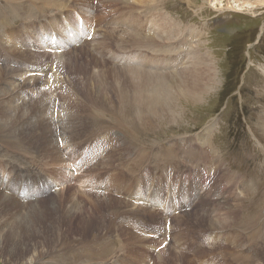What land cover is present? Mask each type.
<instances>
[{"label":"bare ground","instance_id":"obj_1","mask_svg":"<svg viewBox=\"0 0 264 264\" xmlns=\"http://www.w3.org/2000/svg\"><path fill=\"white\" fill-rule=\"evenodd\" d=\"M7 1L13 0H6V2ZM35 1L51 2L54 0ZM114 1L119 4L122 2V0ZM48 2L44 4H48ZM7 5L12 7L13 13L15 14L16 11L19 10L18 4L12 3ZM32 6V4L31 6H27L26 13L29 14L26 15V17L29 18L27 22L32 20L34 25L39 26L41 23L40 18L36 15V17L33 18L32 15H30L32 13ZM129 9L131 15L122 19L118 23L120 27H125V30H123V28L121 30L108 29L109 31H107V35L103 40L105 53L95 48L94 50L91 49V51L88 52L84 51L86 52L84 55L87 56L86 58H88V61L85 62L82 60V56L79 58L80 56H78L77 50H68L67 47H65L66 42L69 44L71 43V41H66L71 33L75 34V37H79L81 33L73 30L71 33H67V35L64 36V26H61L60 24L56 23L55 25L50 26L49 30L59 35V39H57L59 46L61 45L59 48L64 49L66 52L62 56H56V48L51 43L45 42L47 40L51 41L52 38L45 39L44 41L42 35H39L38 30L36 29H33L32 33L26 32L28 33L29 37L22 35V46L20 48L12 45L11 42L7 40V37L5 36V29L0 30V143L4 145L5 149L7 146V149L10 148L11 151L13 150L14 152H10L18 155L17 157L22 155L23 158L28 160L33 158L34 161L36 158H41V162L44 160H42L44 157L45 163L48 166H51L52 168L56 167L52 169L53 174H57L60 178L67 177L69 178L70 182L68 184L54 188V184L44 177L43 173L41 172L42 169H40V171L37 170V173H34L32 170L21 167L24 164L21 166H19L17 163L16 165H12V162L10 161V169L8 168L9 165L7 164V168L9 170H5L2 173L3 175H0V186H3V188L0 189V257H3L5 264L41 263L42 261L45 262L48 257L54 255L55 253L58 255H63L58 257L56 261L57 264H62V260H66L68 258H70V261L66 262V264H139L140 262L145 264L150 262L151 264H203V260L205 259L202 260V256L206 252L203 251V255H201L200 252H197L199 253L197 254L198 258L195 256L194 259L192 258L193 254L190 255L188 249H191L193 244L204 245L205 242L206 245L204 246L207 248L209 247L208 241H210L213 243L212 246L209 247L210 250L216 252L221 247V249L224 248L223 251L226 250L225 252L232 255V257H234L233 254L235 255V261L230 260L229 255V259H227L228 264H264V212H259V210L254 205V200L258 197L260 190L264 187V182L258 180L256 182L254 181L253 183L255 184L251 189L249 187L247 191V196H250V194L252 195L250 202L245 203L240 201L238 207H236V205L233 207L230 203L231 197L230 199L226 197L229 195H225V190L226 187H228V192H230V190H232L233 184L232 182L230 183L229 180L234 182V180L236 181L237 178L231 174L230 171H227L228 169H222L221 175L218 171H216L217 176H215L214 181L212 179L202 181L199 178L202 176L196 175L193 182L192 177L189 175L191 170L187 166H182L181 163L178 165L176 163V165L173 164V166L176 168V171L178 172L176 174H172L170 179H167L161 175V170L162 168H166L168 165H162L164 167H161V165L159 166L157 165L159 163H157L156 165L150 164L145 166L147 172L151 175V180L147 186H143L142 189H138L137 182L139 178L141 179L143 171L140 173H134L135 171L133 173H129L127 171V167L129 166L126 167L127 170L123 169L121 166V162L123 161H119L126 156H131L132 159L136 156L139 157V155H136V152L138 151L135 152L134 150H128L125 151V153H122L119 150H116L112 154L111 150L104 151L99 148V151L102 153L101 154L97 150L96 146L100 142V137L98 139L96 138L97 133L107 131L110 133L115 132V142H118L119 140H122V133L120 134L118 130L121 132L123 131V134L126 133L127 135L128 132L130 134L131 130L128 129V127L130 125H134L133 127H135V122H137L135 115L139 116L141 119H143V111L147 114L150 112L149 115L153 114L154 116L164 117V115H169L171 114L170 111L173 108L172 105L174 104L175 106L177 95H179V97L183 96L193 101L201 99L205 94H208L209 89L212 87L210 84L215 80L213 71L214 68L210 63V60H204L203 58H198L196 63H194L198 66V69L194 73L186 74L188 76L192 75L191 79H187L188 77L185 75V73L182 74V76H184V84L181 87L180 82L177 85L178 88L175 86L174 90L177 89V91H174V93L172 92L174 83L172 81L173 78H171L174 75L168 77L164 75H158V72L152 74L151 72L149 73L146 71L147 69L145 68L146 66L144 67V65H154L157 66V68L166 69V57L164 56V58L160 60H155V62L152 61L153 59H149L147 62L143 63L141 61L142 58L138 57V55L140 56V54H143V51L150 52L149 50H151V52L156 51V53L160 55L163 53V50L160 49L162 47V49L167 50H169V48L174 49L173 46L170 47L171 43L170 46H168L166 42L174 40L175 43H177L175 45L177 47L183 41L181 38L182 34L177 32L175 27L173 28L172 22L167 17L163 16L164 13H161L160 11V17L157 18L156 13H152V11H150L148 8L142 12L143 16H138L137 10L135 8L129 6ZM152 9H155V7ZM35 12L36 14L39 13L40 16L42 9L36 7ZM142 17L146 20H143ZM17 18H19V16ZM154 18L158 19V25H156L157 21ZM146 22L149 23L148 29L153 31L152 35L149 31L150 36H147L148 32H145L146 35L143 32L144 29H146V25L143 27V24ZM141 23L143 24L141 25ZM0 27L3 26L0 25ZM85 27H88L86 20ZM71 28H74V26ZM139 29H142L143 31ZM23 32H25V30ZM154 32H157L163 41H155L156 33L154 37ZM18 33L19 31H16L13 33V35L19 36ZM190 35H192V39H194V34L190 33ZM98 36V33H96V39ZM95 37L93 41L96 40ZM32 43H38V45H31ZM107 44L115 45L119 50L125 45L130 46L133 51L129 53V59L133 58L132 61L136 62V60L139 58L140 62L143 63L144 69L134 68V64L132 66L125 65V67L118 65L115 69L112 67L114 75H109L108 69L106 71V69L103 67L110 64L105 59V57L108 58L107 53L112 54V48L109 46L107 47ZM26 46H28L30 49L31 47L36 48L37 46L47 48L48 51L52 53V60H54L58 64V67L64 71V74L69 79L70 85H72L73 88L75 87L73 86L74 80H76L80 75H88L90 73L94 76L93 80H95L97 84H95L96 86L92 87L93 90H86V95L78 94V96L81 97V102H79L80 105H84L83 110L86 109L84 112H82L84 115L79 112V107L75 110L74 104L71 103L70 100H64L61 103L57 93H52V91L48 88H44V90L41 91L39 85L44 83L43 80L46 79L45 77L48 78V76L42 74L43 70L41 69L38 62L31 60V58H36V52L21 50ZM155 47L158 48L156 49ZM141 48L148 50H140ZM175 51H182V48H177L173 52ZM45 56L47 55L45 54ZM93 57H95L96 61H99L96 63V66L99 68L103 67V70H98V73L95 72V70H93L90 66V62H95L92 59ZM41 58L43 57H40V59ZM78 59L80 62H78ZM178 59L182 61V57L179 55L176 56V61ZM132 61L127 64H131ZM75 62L78 66L75 65L74 67ZM11 63L14 64L12 67H10ZM26 70H32L33 75H29ZM6 72L8 73L7 75ZM36 72H40L41 77L36 75L39 76L36 78L34 76V73ZM161 73L164 72L161 71ZM29 76L30 79H32L31 81L35 79L38 80L37 83L33 82V85L32 82H30L27 86L31 88L26 89L22 87L23 85H21V81H19L18 78L24 79L28 78ZM113 80L118 81L116 92L114 88L115 86H111ZM91 83L94 84V82ZM37 90H40L38 97L33 98V101L28 103L25 100V95L31 91L32 96H34ZM75 93L76 92L74 91V94ZM57 102L59 106L61 105L60 109L67 112L66 117H54V113L57 108L55 105ZM16 103H18V105ZM168 103L170 104L171 109L169 111H167ZM127 105H130L133 110H129L130 108ZM46 106H48V108ZM28 108L32 110V114L29 112V114L26 115L25 111H28ZM90 111L92 113L91 115ZM98 112H101L103 115L109 113L118 115L121 113V115L119 114L121 119L117 120V124L121 128H117L115 126L118 129L117 130L115 128V130L114 127H109L106 131V126H113L114 124L112 123V125L110 122L103 121V117L101 118L100 116H95L94 114ZM48 114H51V116L44 118V116ZM37 116L39 118L38 121L42 124L43 128L37 126ZM173 116H175V114ZM30 120H33V122L31 123ZM121 120L125 121V125L121 124ZM262 120L264 122V117ZM62 125L64 126L63 128L66 130V132L74 133V138H66V136L62 133L64 132ZM109 132L108 134L110 135ZM88 133H90V135H94L90 136L92 140L91 143L86 140ZM133 133L141 134V131ZM185 141L186 138H184L181 144H185ZM125 143H121L120 145L124 146ZM178 147L180 150V146ZM82 148H86L87 150L91 148V154L89 155L95 162H87V159L85 162H81L84 164L79 165L77 170L79 175L77 178H75L70 168L75 166L72 163H76L75 160L78 158V156L83 154ZM170 150L176 151V149L173 148H170ZM21 151H26L27 153H21ZM180 152L183 153L184 150L181 149ZM31 153H34V157H32L33 155L29 156ZM146 154L151 156L152 152L148 151ZM40 155H42V157H40ZM105 156L108 157L105 159ZM18 160L22 161L20 158ZM106 160H110L111 163L107 164L109 163L107 162L105 167L103 165V167L101 166L99 169L98 164L101 161L106 162ZM162 160L159 159L158 161L160 162ZM31 162L33 163V161ZM215 162L220 164V161L218 162V160ZM64 163L67 168L70 167L68 168L69 172L64 168H57V166ZM115 163H117L118 167H115ZM146 163L149 164L150 162L148 163V159L142 154L141 159L138 161V165L140 164V167H144ZM34 164L33 166H35ZM37 165L36 168L38 167ZM47 165L46 170L48 168ZM261 166L264 167V163ZM95 167L98 169H95ZM54 169L59 170V172H56ZM185 169L187 170L183 171ZM118 171H121L123 176H117L118 180L116 179L117 181L113 182L107 187H104L105 185L101 180V183L98 182V180H95V178L100 179L101 177H108V179L106 178L108 182L111 175L113 176L114 173L116 176ZM126 172L129 174H125ZM127 177H131V187L130 192L124 196H129L131 200H126L127 202H125L123 199H121V197L119 198L118 195V197L114 196L115 194H113L112 191L114 190V187H116V189L119 191L121 189L120 182L123 180L122 178ZM17 178H19V186L17 187L18 190L15 191V195V193L8 188L11 187L13 181ZM205 181H208L209 185H205ZM197 184L198 197L196 195V198L194 199L193 196H195L194 191ZM20 186L23 187V192L17 195ZM102 186L103 189L101 190L100 188ZM160 187L161 189L165 190L161 198V203L159 205L156 204L153 206L155 193L158 188L160 189ZM167 189H170L169 195L166 193ZM42 192H46L47 194L41 195ZM55 192L57 193L55 194ZM160 193L162 195V190H160ZM31 196H35V198L30 199ZM22 197L25 199L28 198L30 200L28 201V205H25V202H22V199H20ZM205 199L208 202H205ZM155 202L158 203L156 200ZM196 202L198 205H196ZM199 204H201L200 211L189 212L190 210L199 207ZM246 206H248V208L244 211L245 215H242V209ZM211 207L214 208L213 211L210 210ZM173 208L175 211H177V214L180 211L178 217L176 216L175 218V222L173 218L175 216L171 215ZM241 217L244 219L243 222L240 221ZM125 218H127L126 220H130V222L135 227L143 232H137V229L132 225L129 227L128 221H125ZM158 218H161V220L157 221ZM187 225L191 227L190 231H187V234L189 235L192 230H195L198 233L196 236H199L201 239L199 240V243H197L194 241V239L189 238L191 239L189 244H187L186 239H184L185 243L187 244V248H181L182 250L187 251L182 252L175 248L177 245L176 243L172 244L168 239L167 228L171 227V231L174 232L176 227L185 229ZM162 226H164V228ZM235 229L236 231L250 230L253 234V237L255 235V237H259V239L252 240V237H249V241H247L248 244L243 248V246H241L243 243L240 245L241 242L239 239L242 238V236L238 237L237 239L235 233L232 235L230 232H235ZM118 234L122 235L124 244L121 243V238L119 241ZM182 234L175 237L181 238L183 236ZM225 234L231 238L230 241H226L228 244H224L223 241L220 240V237ZM238 235L240 236V234ZM245 236L243 237L245 238ZM217 239L218 241H216ZM68 240V243L72 245L64 249V251H67L65 257V254L62 253L64 251H59L63 249V243H66ZM198 245H196V247ZM148 250H150V252ZM146 251L149 253V255L146 253ZM191 251L194 252L193 250ZM74 255L75 259L72 257ZM215 255L219 254H212L211 256L214 257ZM204 256L206 257V255ZM171 257L175 259L174 263L169 262ZM212 257L210 259L212 262H214ZM219 263L221 262L219 261Z\"/></svg>","mask_w":264,"mask_h":264},{"label":"rangeland","instance_id":"obj_2","mask_svg":"<svg viewBox=\"0 0 264 264\" xmlns=\"http://www.w3.org/2000/svg\"><path fill=\"white\" fill-rule=\"evenodd\" d=\"M238 1L239 0H122V2L119 4V3H116L114 0L112 1L111 0H54L51 2L35 1V0H32V1L31 0L30 1L29 0H22V1L13 0V1L6 2V0H0V25L3 26V27H0V30L5 29V34H6L5 36L7 37V40L11 42L12 45H15L17 46V48H20L22 46V41H21L22 35L29 37L28 33L26 32L32 33V30L36 29L38 30L39 35L41 34L42 37H44L46 36V34L51 33L49 31V28L50 26H53L56 23L60 24L61 26H64L65 21H67L71 24L70 27H72V24L76 25L77 14H81L82 15L81 17L85 19L86 22L88 23L87 31L89 32V31H93V29H96L98 31L99 36L97 37V39L95 38L96 39L95 41L85 42L84 39L86 36L83 37L80 35L79 37H72V36H75V34L71 33L70 34L71 37L68 36V38L66 39V41L67 40L71 41V43L69 44L68 42H66L65 47H67L68 50H77L78 56H80L79 58H81L82 56L83 57L82 60L85 62V61H88V58H86L87 56L84 55L86 53L84 51L88 52V51H91V49L94 50L95 48L105 53L103 40L107 35V31L112 30V29L121 30L122 28L123 30H125V27H120L118 23L122 19L131 15L129 12L130 10L129 6L137 10L138 16H143L142 12L145 11V9L147 8L150 9L152 13H156L157 18L160 17L159 15L160 12L164 13L163 16L167 17L172 22L173 28L175 27V30H177V32L182 34L181 36V38L183 39V41L181 42L182 45L180 43L179 46L176 47L175 45L177 43H175L174 40H170L169 42H166V43L168 46H170V43H171L170 47L173 46L174 49L173 48H169V50L162 49L163 47L161 45L162 48L160 49L163 50V53H161L160 55L156 53V51H152V52L151 50H149L150 52L143 51L142 52L143 54H140V56L138 55V57L142 58L141 61L143 63L147 62L149 59L151 60L153 59L152 61L155 62V60H160L164 58V56L166 57L165 59L166 60L165 62L167 64L166 69L157 68V66H154V65H144V67L146 66L145 67L147 69L146 71H148L149 73L151 72L152 74H155L156 72H158L157 73L158 75H164L168 77H171L172 75H174L171 77L173 78L172 81L174 83L173 91H172L174 93V91H177V89L174 90L175 86L176 88H178L177 85L180 82H181V87L184 84L183 82L184 76H182V74L185 73L186 75L187 73L188 74L194 73L198 69V66L195 65L194 63H196V60L198 58L199 59L203 58L204 60H210V63L212 64L214 68L213 71L215 75V80L213 83L210 84L212 85V87L209 89L208 94H205L201 99L194 100V101L191 99H187L183 96L179 97V95H177L176 97L177 100H175V106L174 104L172 105L173 106L172 110L170 109V104L169 103L167 104V111L171 110L170 111L171 114L164 115V117L154 116L153 114L149 115L150 112L147 114L144 111H143V119L135 115V119L137 122H135V127H133L134 125H130L128 127V129H130L131 131H130V134L128 132L127 135L126 133L123 134V131L121 132L120 130L117 129L119 127V125L117 124L118 122L117 120L121 119V117L119 116V114L121 115V113L119 114L117 113L118 115H114L113 113L104 114V115L101 112L95 113L94 114L95 116H100L101 118L103 117L102 118L103 121L114 124V125L112 124L113 126H106L105 127L106 131L109 127H112V128L114 127V129L117 127L116 129L118 130V132L120 134L122 133L121 135L122 140L118 141L119 144L118 142H115L116 141L115 132L110 133L109 131H107V132L97 133L96 134L97 137L96 136L95 137L97 139L100 137V142L97 144L96 148L98 151H99V148H101L104 151L111 150L112 154L116 150H119L122 153H125V151H128V150L129 151L134 150L135 152L138 151L136 152L137 153L136 155H139V157L138 156L136 157H138L139 159H141L142 154L145 155V157L148 159V163L149 162L150 163L149 164L146 163L144 167L142 166L143 168L139 166L141 162L138 165L139 159L136 157L133 158L135 162L131 156H128V157L126 156L123 159L119 160V161H123L121 162V166L123 169H126V167L129 166L127 167L128 170L126 169L129 173L130 172L133 173L134 171H135L134 173L136 172L140 173L143 171L141 175V179L139 178L137 182L138 189H142L143 186H147L151 180V175L147 172L146 167H145L146 165H150V164L156 165L157 163H159L157 165L159 166L161 165V167H164L167 164L168 166H166V168H162L161 175L167 179H170V176H172V174H176L178 172L176 171V168L173 166V164L176 163L178 165L181 163L182 166H187L188 168H190L191 171L189 172V175L192 177L193 182L195 180L196 175H201L202 177H199V178L202 181L211 180V179L214 181L215 176H217L216 171H218L221 175L222 169L224 168L228 169L227 171H230L231 174L236 176L237 180L236 181L234 180V182L232 180H229L230 183L232 182L233 187H232V190H230V192H228V187H226L225 195H229V196H226L229 199L231 197L230 203L233 207H235V205L236 207H238L239 206L238 204H240V201L249 203L250 200L252 199L251 194L250 196H247L248 195L247 191L249 187L251 189L252 186L255 184L253 183L254 181L256 182L258 180V181L264 182L263 181L264 180V167L261 166L264 163V122L262 120V118L264 117V100H263L264 99V0H240L239 2ZM46 2H48V4H44ZM12 3L18 4L19 10L16 11V14L13 13L12 7H9V5H7V4H12ZM31 4L34 7L32 6V13L30 15H32L33 18H35L36 16L40 18L41 23L39 24V26L34 25L32 23V20H29L27 22V20L29 19L26 17V15H29L28 13H26L27 6L28 5L31 6ZM112 4H113V7H112ZM35 6L39 9H42L40 16H39V13L36 14ZM153 7H155V9H152ZM17 14L19 18H17L18 17ZM97 18H99L98 23L95 22ZM157 18H154L157 21L156 25L159 24ZM142 19L146 20L143 17ZM142 24L143 23H141V25ZM144 25H146V29H144L143 31L142 29ZM148 26H149V23L146 22L145 24H143L142 29H139V30H142L145 35L148 32L147 36H150V34L151 35L153 34V31L149 30ZM66 28H67V23H66ZM24 30L25 32H23ZM16 31L17 32L19 31L18 33L19 36L13 35V33ZM149 31L151 32L150 34H149ZM52 33L55 34V32H52ZM155 33H156V37H155ZM190 33L194 34L195 36L194 39H192V35H190ZM63 35L64 36L67 35L66 30L63 32ZM154 37H155V41H158V42L163 41L159 37V34L157 32H154ZM56 38L59 39V35H57ZM35 40H36V36H35ZM45 42L51 43L50 40H47ZM31 45H38V43L37 44L32 43ZM108 46L112 48L111 49L112 54L107 53L108 58L105 57V59L110 64L103 66V67L106 69V71L108 69L109 75L111 76L114 75L112 67H114L115 69L117 68L118 65H122L125 67V65L132 66L134 64L133 65L134 68L144 69L143 63L140 62L139 58L138 60H136V62L132 61L133 58L129 59V53L133 51L130 46L125 45L121 47L120 50L117 49L118 47L115 45L107 44V47ZM59 47H61V45ZM59 47L57 48L55 47L57 50L56 56H62L64 55V53H66L64 49H61ZM155 48L157 49L158 47H155ZM177 48L178 49L182 48V51L173 52ZM29 49L30 48L26 46L22 48L21 50L36 52L37 55L33 53L36 55V58L35 59L31 58V60L38 62L41 69L43 70L42 74H45L46 76H48V78L45 77L46 79L43 80L45 84L42 83L41 85H39V88H41V91H43L44 88H48L49 90L52 91V93L58 94L61 103L64 100H70V102L74 104L75 110L76 108L79 107L78 108L80 110L79 112L80 113L84 112L86 109L83 110L84 105H80L79 102H81L80 101L81 97H79L78 94L86 95V90H89V89L93 90L92 87L96 86L95 84H97V82L93 80L94 76L91 75L90 73L88 75L87 74L80 75L76 80H74L73 86L75 87L73 88L72 85H70L69 79L64 74V71L58 67V64L54 60H52L51 58L52 53L49 52L47 48L37 46L36 48L31 47V49L30 50ZM140 50H148V49L141 48ZM45 54L47 56H45ZM178 55L182 57V61L180 59H178L179 61L178 60L176 61V56ZM39 56L43 58L40 59ZM92 59L93 61H95L93 63L90 62V66L92 67V69L95 70V72L97 73H98V70L100 69L103 70V67L99 68L98 66H96V63L99 61H96L95 57H93ZM130 61H132L131 64H127V63H130ZM78 62H80L79 59H78ZM139 63L142 65H140ZM13 65L14 64L11 63L10 67H12ZM75 65H76V62L74 63V67ZM161 71L164 73H161ZM27 72L29 73V75L32 74V70L27 71ZM7 74L8 73L6 72V75ZM63 74L65 75V77ZM36 75L40 76L41 73L40 72L34 73V76L38 78L39 76H36ZM186 76L188 77L187 79H191L192 77V75H189V76L186 75ZM28 78H24V79L18 78V80L21 81V85H23L22 87L26 89L31 88L27 86L30 82H32V85H33V82L37 83V80H38V79H35L31 81L32 79H30V76ZM82 78H83V81H82ZM91 82H94V84ZM111 86L112 87L115 86L114 88L116 92L117 91L116 86H118V81L113 80ZM73 90L76 92L75 94ZM39 92L40 90H37L36 94L32 96V92L29 91L25 95L26 96L25 100L28 103L32 102L33 98L38 97ZM16 104L18 105V103ZM55 106L57 108L55 110L54 117L57 118V117L67 116V112L60 109L61 105L59 106L58 102ZM127 106L130 108L129 110H133V108H131L130 105H127ZM46 107L48 108V106ZM28 109H29L28 111L27 110L25 111V114L28 115L29 112L32 114V110L30 108ZM91 111L94 112L93 110ZM91 111H90V115L92 114ZM82 114L84 115V113ZM174 114L175 116H173ZM50 116L51 114L50 115L48 114L44 116V118H48ZM38 119L39 118L37 116L36 118V121L38 123L37 126L42 127V124L38 121ZM30 122L32 123L33 120H30ZM120 122L121 124L125 125V121L121 120ZM63 127L64 126L62 125V128ZM63 131L64 132L62 133L66 136V138H70V137L74 138L73 136L74 133L66 132L64 128H63ZM139 131H141V134L133 133V132H139ZM108 132L110 133V135L108 134ZM124 132H127V131H124ZM90 136H94V135H90V133H88V137H86V140L89 143L92 142ZM105 136L107 137V139ZM123 137L125 138V140ZM184 138H186V141H185L186 145L181 144ZM121 143H125V145L121 146L120 145ZM116 145H117V148H116ZM178 146H180V150ZM126 148H129V149H126ZM170 148L176 149V151H179V152L170 150ZM82 149H83V154L78 156V158L75 160L76 163H72L75 166L71 168L68 167L70 168L71 172L74 174L75 178H77L79 175V173L77 172L79 165L84 164L81 162H85L86 159H87V162H92V163L95 162L94 160L91 159V156L89 155L91 154L90 152L91 148H89L88 150L86 148H82ZM181 149L184 150L183 153L180 152ZM167 150L168 151L170 150V151L168 152ZM7 151L10 152L11 151L10 148L7 149V146H6V149H5L4 145L0 143V175L1 176L3 175L2 173L5 170H9L11 168V165H9L11 161L12 165H16L17 163L19 166H21L22 164H24L25 166L22 165L21 167L28 169V170H32L34 173H37V170L40 171V169H42L41 172L43 173L44 177L47 178L48 181H51L54 184V188L70 183L69 178L67 177L60 178L57 174H53L52 169L56 167L52 168L51 166H48L45 163L44 157L42 158V160L44 159L42 162H41V158L40 159L36 158L37 161L36 160L34 161L33 158H31L32 160L29 159L33 161L32 163L28 159L23 158L22 155L17 157L18 155L11 153V152H14L13 150L10 153H8ZM26 151H21V153L26 152ZM148 151L152 152L151 156H148V154H146L148 153ZM161 154H162V157H161ZM30 155H33L32 157H34V153L29 154V156ZM153 156L156 157L157 160ZM40 157H42V155H40ZM107 157L105 156V159ZM19 158L22 161H19L18 160ZM159 159L160 160L163 159L162 161L164 160L165 161L159 162L158 161ZM217 160L218 162L220 161L219 162L220 164L215 162ZM102 161L98 164L99 169L101 166L103 167V165L105 167L107 162H109L107 164L111 163L110 160H106V162L105 161L102 162ZM176 161L177 162L179 161V162L177 163ZM7 164L9 165L8 166L9 169L7 168ZM33 164L35 166H33ZM36 165L38 166L37 168H36ZM46 165L48 167L47 170L49 172L46 170ZM28 166L30 167L27 168ZM42 167L43 168L45 167V168L43 169ZM115 167H118L117 163H115ZM57 168L58 169L64 168L68 170L65 163L57 166ZM98 168L95 167V169H98ZM74 169L76 170V172H74ZM54 170H56V172H59V170L57 169H54ZM186 170L187 169L183 171H186ZM129 173L126 172L125 174H129ZM121 174H122L121 171H118L116 173V176L113 173V176L111 175L110 180L108 182L106 180V178L108 179V177H101L100 179L95 178V180L96 181L98 180V182L100 183L102 181L103 184L105 185L104 187H107L113 182L117 181L118 177H122L123 174L122 175ZM111 178H114L115 180ZM122 179L123 180H121L120 182V188H121L119 190L120 192L116 189V187H114V190L112 192L113 194H115L114 196L116 197L119 196V198L121 197V199L127 202L126 200H131V199L129 196L125 197L124 195L130 192L131 177L122 178ZM206 184L209 185V182L205 181V185ZM18 186H19V178L15 179L11 187L8 189L12 190L16 195L15 191L18 190L17 189ZM2 188L3 186L1 185L0 189ZM82 189H85V188H82ZM100 189L102 190L103 186ZM160 190H162V195L160 193ZM164 191L165 190L161 189V187L160 189L158 188V190L155 193L153 206H155L156 204L159 205L161 203V198L163 196ZM22 192H23V187L20 186L19 192H17V195ZM56 193L57 192H55V194ZM166 193L169 195L170 189H167ZM43 194H47V193L42 192L41 195ZM194 195H195L193 196L194 199L196 198V195L198 197V184L195 188ZM31 197L30 199L35 198V196L32 198ZM233 198L235 199V201ZM263 198H264V187L260 190V194L254 200V205L259 210V212L260 211L264 212V199ZM20 199H22L23 203L25 202V205H28V201H30L28 198L25 199L24 197ZM155 200L158 201V203L155 202ZM204 201L208 202L206 199ZM196 205H198L197 202H196ZM200 205L201 204H199V207H196L195 209H192L189 212L200 211L201 210ZM247 208L248 206L242 209V215H245L244 211ZM213 209L214 208L211 207L210 210L213 211ZM179 214H180V211L177 214V211H175L174 208L172 209L171 215L175 216L173 217L174 222H175L176 216L178 217ZM126 219L127 218H125V221H128L129 227H131L130 225H132L134 228L137 229V232L139 233L143 232L139 230L137 227H135L130 222V220H126ZM160 220L161 218H158L157 221H160ZM240 221L241 222L244 221L243 217H241ZM171 222H172V219H171ZM162 227L164 228V226ZM190 229L191 227L188 225L185 227V229L176 227L174 232L171 231V227L167 228L168 239L170 240L172 244L173 243L177 244L175 246L176 249L182 252L183 251L186 252L187 250L186 251L182 250L181 247H186V245L190 243L191 239H194L195 242L199 243V240L201 238H199V236H196L198 235V233L195 230H192L190 232L191 235L190 233L189 235L187 234L188 233L187 231H190ZM230 232L232 235H234L235 233L237 239L238 237L242 236V238H239V239L241 242L240 245L243 243L241 245L243 246V248L245 245L248 244L247 241H249L248 240L249 237H252V240L259 239V237L256 238L255 235L253 237V234L250 230L249 231L248 230L247 231H242V230L236 231L235 229V232H232V231ZM180 234L183 235L181 238L175 237V236H180ZM238 234H240V236ZM118 235H119L118 237L119 241L122 239L121 243L124 244V239L122 235L121 234H118ZM225 235H222L221 236L222 238L220 237V240L223 241L224 244L230 241L231 239L230 236H227V234ZM243 236H245V238ZM184 239H186L187 244L185 243ZM244 239H245V242H244ZM216 241H218V239ZM68 242L69 240L66 241V243H63V246H62L63 249L59 252L64 251L66 247L72 245ZM208 243H209V247H211L213 244L210 241H208ZM196 245L198 244H193L191 246V249L188 247L190 249V250L188 249V251L190 252V255L193 254L192 255L193 257L192 256L190 257L195 259V256L196 258H198L197 254L199 253L197 252H200L201 255H203V253L206 252L204 253V255H206L207 258L204 255H203L204 257L202 256V260L205 259L203 260L204 261L203 264H215V263L216 264L217 263L218 264H224V263L228 264L227 259H229L230 254H227V252H225L226 250L223 251L224 248L221 249L220 247L219 250L215 252L213 250H210L209 247L206 248V246H204L206 245V242L204 245L200 244L202 246V249L200 245H198L197 247ZM191 250H193L195 254ZM148 251L150 252V250ZM209 251L210 252L212 251V252L210 253ZM62 253L65 254V257H66L67 251H64ZM146 253L149 255L147 251ZM156 253H157V250H156ZM212 254H219V255H215L214 257H212L211 256ZM60 256H63V255L62 254L58 255L55 253L54 255H51L50 257H48L45 260V262L42 261L41 263H36V264H53V263L57 264L56 261L58 257ZM210 256L212 257L214 262L216 260L217 261L215 263L212 262V260L210 259L211 258ZM233 256L235 257L234 254ZM72 257H74L75 259V255ZM234 257L230 255V260L235 261ZM69 261H70V258L66 260L65 259L62 260L61 263L66 264V262H69ZM219 261L221 263H219ZM169 262L174 263L175 259L171 257L169 259ZM0 264H5L3 257H0ZM139 264H145V263L140 262ZM148 264H151V262Z\"/></svg>","mask_w":264,"mask_h":264}]
</instances>
